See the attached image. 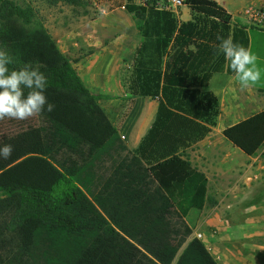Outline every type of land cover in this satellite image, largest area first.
Returning a JSON list of instances; mask_svg holds the SVG:
<instances>
[{"label":"trees","instance_id":"obj_1","mask_svg":"<svg viewBox=\"0 0 264 264\" xmlns=\"http://www.w3.org/2000/svg\"><path fill=\"white\" fill-rule=\"evenodd\" d=\"M164 1L122 5L140 37L128 93L157 100L159 116L169 114L130 151L34 9L0 0V49L14 58L9 70L38 68L48 81L44 94L55 105L26 121H0L11 123L23 141L19 157L0 167V264H171L191 234L208 201L207 177L175 149L153 162L144 152L157 130L166 147L182 136L193 143L210 131L217 99L201 89L227 62L216 53L217 35L247 49L249 36L213 0H184L190 11L185 22L159 8ZM53 2L77 7L85 0ZM222 135L255 156L264 147V110ZM175 264L218 262L193 238Z\"/></svg>","mask_w":264,"mask_h":264},{"label":"rangeland","instance_id":"obj_2","mask_svg":"<svg viewBox=\"0 0 264 264\" xmlns=\"http://www.w3.org/2000/svg\"><path fill=\"white\" fill-rule=\"evenodd\" d=\"M14 1L34 9L36 18L77 72L84 76L92 64L97 68L107 65L104 74L111 84L103 86L107 90L115 88L121 94H129L127 78L140 37L132 17L122 8L125 0H85L77 7L53 0ZM142 1L145 2L135 0L136 3ZM217 1L237 18L239 24H244L245 8L258 5L256 0ZM261 4L264 7V3ZM173 12L180 20L187 8L183 5ZM249 37L250 50L257 55L258 65L264 69V33L249 31ZM115 70L118 71L116 77L113 76ZM96 75V82L106 78ZM84 80V84H88L86 77ZM256 87L264 89V78ZM147 103L144 99L138 101L136 110ZM128 105L127 102L125 107ZM0 142L13 146L11 157L0 160V167H6L19 157L23 141L13 125L4 122L0 124ZM225 142L223 158L226 163L222 174L215 171L209 174V198L199 230L191 231L171 264L176 263L186 244L197 234L201 235L200 240L218 264H264V153L246 163V156ZM248 164L251 165L249 168ZM195 218V211L187 217L191 223Z\"/></svg>","mask_w":264,"mask_h":264},{"label":"crops","instance_id":"obj_3","mask_svg":"<svg viewBox=\"0 0 264 264\" xmlns=\"http://www.w3.org/2000/svg\"><path fill=\"white\" fill-rule=\"evenodd\" d=\"M213 1L220 5L217 0ZM256 1L258 5L264 3V0ZM223 8L225 9V7ZM225 10L231 15L232 25L246 27L245 30L247 31L248 36L249 31H259L260 33H264V26H252L245 16L244 24H239L237 18H234L232 13L227 9ZM189 19L190 11L187 8V12L179 21L185 22ZM248 49H250V37ZM100 67L97 68L92 64L90 70H87L84 76L79 72L77 73L83 82H85L84 78L86 77V82L88 83L86 85L88 86V89L90 88L89 91L92 90V92H94L92 94L99 97V105L102 107L113 126L117 129L124 145L128 150L135 151L153 126H157L158 124L159 130L161 128L160 126L169 120V114L167 111L163 110L162 114L159 116V102L157 100L142 97L132 98L130 94H121L115 88L107 90L105 87L107 84H111V82H109V78H107L108 76L106 77L104 71L109 66L104 65L103 68ZM221 68L222 69L219 72L212 74L207 86L201 89V91L211 92L217 99L218 114L214 118V126L209 127L207 124L199 121L200 124L209 127L210 131L203 138L198 139L193 143L188 140V138L182 136L178 137L174 143H171L170 146L166 147L160 142L161 139L159 135H161V132L157 130L154 132V136L150 138L152 143L150 151L148 150L149 152H144L145 158L150 160V162H153V159L159 158L158 155L163 153L165 149H175L182 159L188 160L193 168L197 169V171L203 173L207 177V198H209V174L214 171L215 173L222 174V167H224V163H226L223 158V150L226 143V140L222 135L223 130L264 110V89L255 86L245 91H241L238 82L235 80L234 73H229L227 71L228 62H225ZM96 74L103 75L107 79L105 78L96 82ZM113 76H118L117 70L113 72ZM106 81L108 83H106ZM93 90H95L96 93ZM143 99L147 100L148 103L145 105L142 104L140 109L136 110L138 101H143ZM127 102L129 105L125 107ZM147 146L149 147V144L145 147L147 148ZM262 153H264V147L253 157L247 156L243 153L246 156L244 162L249 163L250 161L257 159L259 154ZM250 166L251 165L249 164L247 165L248 168ZM227 167L229 166L227 165ZM202 213L203 211L200 213L199 219L192 230L193 232L199 230L198 228L200 227Z\"/></svg>","mask_w":264,"mask_h":264},{"label":"clouds","instance_id":"obj_4","mask_svg":"<svg viewBox=\"0 0 264 264\" xmlns=\"http://www.w3.org/2000/svg\"><path fill=\"white\" fill-rule=\"evenodd\" d=\"M217 40L216 53L223 54L241 91L260 84L264 69L258 65L257 55L234 43L231 37L225 38L218 34ZM12 63L14 58L6 50L0 49V121H26L45 111L52 112L55 105L49 103L44 94L47 77L31 64L10 71L8 66ZM12 152L10 143L0 142V160L9 159Z\"/></svg>","mask_w":264,"mask_h":264},{"label":"built area","instance_id":"obj_5","mask_svg":"<svg viewBox=\"0 0 264 264\" xmlns=\"http://www.w3.org/2000/svg\"><path fill=\"white\" fill-rule=\"evenodd\" d=\"M184 0H165L164 2L158 3V7L167 11H173L174 9L183 6ZM244 16L248 22L253 26H263L264 24V7L263 5H257L247 7L244 10ZM197 239H201V235L197 234Z\"/></svg>","mask_w":264,"mask_h":264}]
</instances>
